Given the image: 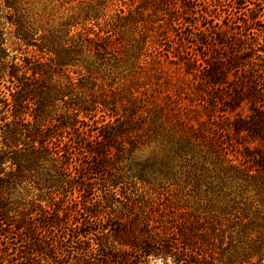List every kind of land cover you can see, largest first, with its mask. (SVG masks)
I'll list each match as a JSON object with an SVG mask.
<instances>
[{
  "label": "rangeland",
  "instance_id": "obj_1",
  "mask_svg": "<svg viewBox=\"0 0 264 264\" xmlns=\"http://www.w3.org/2000/svg\"><path fill=\"white\" fill-rule=\"evenodd\" d=\"M0 3L8 65L17 64L16 75L24 78L21 82L38 80L37 84L45 87L44 93L57 95L59 99L45 110L38 124L51 118H55V123L56 117L72 113L76 103L88 101L92 111L80 114V120L97 127L113 123L118 129L126 115L138 111L139 121L132 129L140 128L142 136L132 155L117 154L105 164V171L96 176L93 185L96 197L82 195L74 183L62 187L57 179L68 178H61L52 169V163L45 170L31 168L5 185L0 190L4 198L3 222L5 229L13 233L11 236L18 237L11 240L12 245L23 247L31 242V252L44 253L45 248L36 243L37 237L32 240L36 234L49 232L52 226L43 212L47 211L49 216L84 213V205L98 199L99 203L90 205L89 211L105 216V220L109 218L110 224L137 218L139 233L148 225L160 237L171 236L181 229L190 237L191 246L184 251H201L205 264H264V180L250 176L243 167L242 172L236 160L238 154L231 148L230 154L224 156V152L219 153L218 141H214L208 145L209 148L216 144L214 148H203L206 162L187 164L180 160L168 177L140 176L143 166L165 146L168 136L179 137L180 128L174 116L191 119L195 126L203 124L208 133L222 126L220 112L215 115V125L207 123L208 115L199 107L203 102L194 89V77L186 73L180 56L161 51L167 47L163 32L168 27L169 15L160 0H0ZM102 30L111 37L103 34L107 39L99 41L96 34ZM17 38L23 43L16 48L13 43ZM6 71L0 80L3 114L5 100L13 102L11 93L18 82V78L11 80L9 70ZM124 103L128 105L126 110L111 111ZM35 110L32 106L30 114L34 116ZM3 126L0 121L1 141ZM227 159L233 162L228 163ZM202 163L206 170H201ZM11 170L8 168V172ZM71 200L78 201L77 205H72ZM22 234L26 238L19 237ZM103 243L109 245L106 250L110 247L120 252L119 256L130 251L112 238ZM22 253L25 255L26 251ZM151 264H176V256L155 258Z\"/></svg>",
  "mask_w": 264,
  "mask_h": 264
},
{
  "label": "trees",
  "instance_id": "obj_2",
  "mask_svg": "<svg viewBox=\"0 0 264 264\" xmlns=\"http://www.w3.org/2000/svg\"><path fill=\"white\" fill-rule=\"evenodd\" d=\"M160 1L169 15L168 27L163 32L168 49L165 47L161 51L180 56L186 73L194 77V89L203 102L199 107L206 111L207 123L215 125V115L220 112L222 126L208 133L203 124L195 126L191 119L187 121L174 116L180 128L179 137L168 136L165 146L148 159L140 176L147 178L159 174L168 177L180 160L187 164L206 162L203 148L207 149L208 145L218 141L221 146L219 153L224 152V156H228L231 148L238 154L236 160L241 169L243 167L250 176L264 180V20H261L264 17V0ZM1 13L0 3V80L6 76V70H9L12 80L18 78L16 73L19 70L15 63L8 65L5 23ZM103 34L109 35V32L102 30L96 34L99 41L105 40ZM22 43L17 38L13 45L17 48ZM32 72L36 77L37 72ZM23 79L19 77L15 83V92L11 93L13 102L5 100L6 113L0 112L3 114L0 121L5 128L0 140V190L10 185L17 175L31 168L45 170L47 164L52 163V169L61 178H68L67 181L57 179L62 187L74 183L77 185L74 188H78L82 195L88 193L91 198L96 197L97 190L93 185L96 176L105 171V164L117 154L132 155L138 148L141 129H132L139 121L138 111L126 115L118 129L113 123L97 127L80 120V114L92 111L89 102L84 101L76 103L72 113L56 117L55 123V118H51L38 124L45 110L59 99L57 95L52 97L50 93H44L45 87L37 84L38 80L21 82ZM32 106L36 107L34 116L29 112ZM127 106L124 103L111 111L126 110ZM229 115H234L233 119ZM127 123L133 126L126 128L124 125ZM233 141L241 148L236 147ZM227 162L232 163L233 160L227 159ZM200 165L201 170L207 169L205 163ZM8 168L12 170L8 172ZM77 202L71 200L72 205H77ZM97 203L98 199L87 203L82 209L84 213L73 215L67 212L62 216L58 213L49 216L44 211V219L51 220L52 226L46 232L48 235L36 234L32 238L37 237L36 243L45 248L44 253H35L30 251L31 242L23 247L12 245L11 240L18 237H12L10 229H5L4 198L0 193V264H151L152 259L169 254L176 256V264L206 263L201 251H184L191 246L190 237L181 229L171 236L160 237L146 225L139 233L137 218L115 220L110 224L109 218L105 220V216L89 211L90 205ZM19 237L26 238V235ZM111 238L130 251L119 256L117 253L120 252L110 247L109 251L106 250L109 245L103 240ZM23 251H26L25 255ZM189 258L194 261H189Z\"/></svg>",
  "mask_w": 264,
  "mask_h": 264
}]
</instances>
